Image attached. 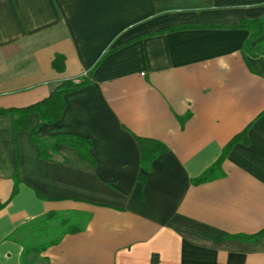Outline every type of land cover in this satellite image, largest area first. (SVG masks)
I'll return each mask as SVG.
<instances>
[{
	"label": "crops",
	"instance_id": "obj_1",
	"mask_svg": "<svg viewBox=\"0 0 264 264\" xmlns=\"http://www.w3.org/2000/svg\"><path fill=\"white\" fill-rule=\"evenodd\" d=\"M263 16L264 0H0V110L47 99L111 51L56 123L32 114L16 132L0 116L1 203L21 181L0 211V264H22L7 238L26 221L74 211L91 220L48 264H264V235L235 239L264 230V55L243 54L248 31L219 28ZM247 128L224 177L193 184ZM35 129L90 140L92 159L63 144L62 162L42 159ZM137 138L167 147L149 172Z\"/></svg>",
	"mask_w": 264,
	"mask_h": 264
},
{
	"label": "trees",
	"instance_id": "obj_2",
	"mask_svg": "<svg viewBox=\"0 0 264 264\" xmlns=\"http://www.w3.org/2000/svg\"><path fill=\"white\" fill-rule=\"evenodd\" d=\"M221 29L246 30L249 32L243 46V54L251 57H258L260 49L264 45V16L255 19H243L235 26H219ZM181 28H174L166 32L176 31ZM165 33V32H163ZM106 52L99 62L89 71L87 76L77 80H68L61 83L51 95L36 104L28 107L0 110V116L11 114L14 120L15 131L19 129L29 130V117L32 114H38L40 117L39 125L53 124L62 118L66 108L64 96L70 92H74L89 86L95 70L98 68L102 60L110 53ZM52 67L57 72L65 70V58L62 55H56ZM249 128L235 136L231 142L223 149L219 159L202 175L193 179L195 185L205 184L210 181L218 180L224 177L222 171L223 162L229 156L233 147L240 143L249 144L248 139ZM32 142L38 146L39 155L42 159L50 161L62 162L63 159L59 155V146L61 144L73 147L77 150L82 160H91L92 142L88 139L79 138L74 135H55L47 138L40 137L37 129L31 131ZM140 148V164L141 167L149 172L152 162L162 153L167 151V147L160 142L151 139L137 138ZM139 179L145 180V174H141ZM19 173L14 179V188L10 199L6 203L0 202V211L6 207L11 200L18 194L20 184ZM39 198H44L40 192H37ZM91 220V215L79 212H49L40 217L26 221L22 226L17 228L7 239L19 244L23 251L21 254L22 264H48V259L42 257L49 248L58 245L67 235L83 232ZM264 235V230L253 236H237L235 239L242 241H257Z\"/></svg>",
	"mask_w": 264,
	"mask_h": 264
},
{
	"label": "rangeland",
	"instance_id": "obj_3",
	"mask_svg": "<svg viewBox=\"0 0 264 264\" xmlns=\"http://www.w3.org/2000/svg\"><path fill=\"white\" fill-rule=\"evenodd\" d=\"M260 54L261 55H264V45L261 47V49H260Z\"/></svg>",
	"mask_w": 264,
	"mask_h": 264
}]
</instances>
